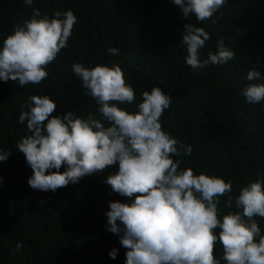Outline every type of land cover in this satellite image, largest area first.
<instances>
[{
  "label": "trees",
  "instance_id": "obj_1",
  "mask_svg": "<svg viewBox=\"0 0 264 264\" xmlns=\"http://www.w3.org/2000/svg\"><path fill=\"white\" fill-rule=\"evenodd\" d=\"M36 8L50 18L54 11L70 9L77 23L68 47L47 66V79L24 87L18 81L0 80V149L10 152L0 161V264H125L127 249L119 234L107 230L106 216L110 201L131 199L104 183L118 171V164L55 192L40 191L29 186L33 170L17 149L18 141L30 135L18 117L32 95H47L56 102L49 119L70 111L84 118L91 111L100 118L99 105L71 69L74 62L86 67L118 64L135 90L132 104H118L130 112L142 102V91L154 86L173 98L161 122L165 131L193 148L190 156L173 157L182 161L181 170L192 168L196 175L230 180L233 196L250 182L264 179V102L251 104L242 95L252 83L246 79L250 69L264 76V0H227L215 14L216 23L184 18L172 0H33L31 6L23 0H0V48ZM186 23L204 27L211 36L201 50L203 58L217 50L221 39L236 52L235 58L193 71L181 43ZM109 47H119L120 54L108 55ZM65 170L62 165L60 171ZM226 198L220 197L218 205L221 219L236 211L225 206ZM255 219L264 234V218ZM214 231L218 236L220 229ZM17 243L23 247L13 255ZM113 249L118 250L115 259L109 256ZM214 256H223L219 241Z\"/></svg>",
  "mask_w": 264,
  "mask_h": 264
},
{
  "label": "clouds",
  "instance_id": "obj_2",
  "mask_svg": "<svg viewBox=\"0 0 264 264\" xmlns=\"http://www.w3.org/2000/svg\"><path fill=\"white\" fill-rule=\"evenodd\" d=\"M31 6L33 0H23ZM184 18L195 16L199 22L211 19L227 0H172ZM222 18V17H221ZM77 17L72 10L54 11L50 18L33 9L30 19L17 24L0 48V80L18 81L20 87L40 84L47 79L46 68L68 47ZM211 36L193 23L183 26L185 62L193 71L224 65L236 52L218 40L216 51L203 58L202 49ZM108 55H119V47L107 48ZM73 73L86 94L99 105L97 118L73 111L50 115L57 104L47 96L32 95L21 108L18 123L27 124L30 135L21 138L17 149L25 156L33 174L28 184L34 190L57 191L75 184L87 175L103 173L118 164V171L104 183L130 202L110 201L107 230L120 235L127 249L125 264H264V234L255 217L264 218V179L241 187L232 195V181L220 176L194 174L192 168L180 169L181 154L190 156L193 148L162 128L161 118L172 104V97L159 86L142 91V102L130 112L118 104H132L135 90L128 84L122 68L96 65L86 67L74 62ZM249 83L242 90L246 102H264V76L254 67L247 73ZM47 121V123H45ZM9 151L0 149V161ZM66 170L61 172V167ZM55 169V171H50ZM2 182V177H0ZM229 211L222 215L220 197ZM41 204L45 201L42 199ZM219 228V235L215 229ZM223 256H214L216 243ZM23 244L15 245L17 254ZM117 249L109 252L115 259Z\"/></svg>",
  "mask_w": 264,
  "mask_h": 264
}]
</instances>
